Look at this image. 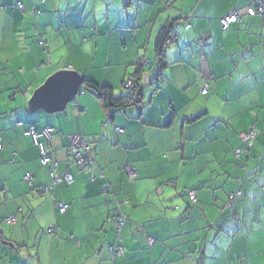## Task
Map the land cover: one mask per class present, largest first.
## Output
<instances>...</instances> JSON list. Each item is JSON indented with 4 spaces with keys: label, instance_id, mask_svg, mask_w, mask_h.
<instances>
[{
    "label": "crops",
    "instance_id": "crops-1",
    "mask_svg": "<svg viewBox=\"0 0 264 264\" xmlns=\"http://www.w3.org/2000/svg\"><path fill=\"white\" fill-rule=\"evenodd\" d=\"M248 7L249 0H0V264H264V16H249ZM233 12L240 21L223 30L220 20ZM171 23L174 37L160 58L158 36ZM140 61L141 107L109 119L82 87L64 112L30 110L34 92L64 69L125 96ZM33 127L54 130L47 144L63 180L51 194L43 191L51 166L25 135ZM252 127L258 137L239 158ZM77 134L98 168L72 161ZM239 187L243 197L230 206ZM116 206L127 221L120 234ZM121 244L124 257L113 259Z\"/></svg>",
    "mask_w": 264,
    "mask_h": 264
},
{
    "label": "built area",
    "instance_id": "built-area-1",
    "mask_svg": "<svg viewBox=\"0 0 264 264\" xmlns=\"http://www.w3.org/2000/svg\"><path fill=\"white\" fill-rule=\"evenodd\" d=\"M19 8L23 10V5L19 4ZM247 14L249 16H256V15H262L264 16V0H249V7L247 10ZM236 16V20H232L231 17ZM241 19V13L240 12H233L231 14H228L227 16L223 17L220 20V23L222 25L223 30L229 29L233 24L238 23ZM123 90L129 91L131 90L133 86V82L131 78H128V80L123 85ZM208 92V88H205L203 90V93L206 94ZM111 112L109 111V114ZM53 128L45 127L41 133H38L35 128H32L29 132H27L26 136H31L35 140L36 144L39 146L40 154H41V161L43 165H48L51 163L50 158V147L47 144V142L50 140V138L53 136ZM118 132H123L122 129H118ZM258 130H256L255 127H252L249 132L242 134L241 140L243 143L248 147L247 149H237L236 150V156L240 157L242 155L247 156L250 148L253 146L254 142L256 141L258 137ZM41 138H44V141H41ZM71 146H70V156L72 158V161L74 163L78 164H87L88 162L93 165L94 159L92 157L91 151L92 147L89 143H87L84 140V137L81 134H77L71 137L70 139ZM2 138L0 137V151L2 149ZM92 160V161H91ZM131 177H136V172L132 169L128 170ZM52 177L54 179L53 185L59 184L63 180L62 175H58L57 173L53 172ZM64 179L70 183L72 182V177L69 174H64ZM25 180L28 182H31L33 180V177L29 174L25 177ZM52 189L48 187L46 191H51ZM106 185L102 186V192H107ZM236 193H231L229 196V204L235 199ZM191 200L196 201L195 193L191 195ZM229 206V205H228ZM231 206V204H230ZM58 207L60 208L61 213H66L69 209V206L63 203L58 204ZM119 215V212L116 213ZM11 222H15L16 218H11ZM126 221V218L123 215H120L118 217V220L116 222V230L120 234L122 227ZM49 232H53V227L49 229ZM124 254V249L120 247L117 251L114 252V257H121Z\"/></svg>",
    "mask_w": 264,
    "mask_h": 264
},
{
    "label": "trees",
    "instance_id": "trees-1",
    "mask_svg": "<svg viewBox=\"0 0 264 264\" xmlns=\"http://www.w3.org/2000/svg\"><path fill=\"white\" fill-rule=\"evenodd\" d=\"M174 25H175V23H171V24H168V25L164 26V28L162 29L160 35L158 36V47H159L158 52H159V57H160V58L163 56V55H162V48H164L163 46L166 45L167 43H169V42L172 40V36L174 35V34H172V32H173V30H174ZM173 37H174V36H173ZM145 67H146V66H144L143 62H141V61L138 62L136 72H135L133 75H131V76L129 77V78H131V80H132V82H133V86H132L131 90H129V91L124 90V91L128 92V94L125 95V96H122V97H115L114 92H113V90H112L111 88H108V87H101V86L97 85L94 81L89 80V79H84V85H83V88H84V90H85L86 92L93 93L95 96H97V98L102 102V104H103V106L105 107V109H106L108 112H109V111L111 112V113L109 114V116H108V118L110 119V118L113 117L117 112L124 111L125 109H127V108L130 107V106L141 107L142 102H143L142 100H143V97H144L145 86H146V84H145V78H144V77H145V71H144V68H145ZM123 87H124V86H123ZM33 128H34V127H33ZM43 129H44V128H43ZM43 129L40 130V131H38V130L35 128V130H36L38 133H41V132L43 131ZM117 131H118V130H117ZM0 137H1V132H0ZM28 137H31V136H28ZM1 138H2V137H1ZM31 138H33V137H31ZM41 139H42V138H41ZM33 140H34V139H33ZM34 141H35V140H34ZM35 143H36V142H35ZM2 144H3V142H2ZM2 148H3V146H2ZM38 148H39V146H38ZM1 151H2V149H1ZM1 151H0V152H1ZM51 153H52V150H51V148H50V153H49L50 158H51ZM241 157H242V156H240L239 158H241ZM94 164H95L96 167L98 168V165H97V163H96L95 160H94ZM85 165H86V164H85ZM44 166H51V168H50V169H51V172H50L51 182H50L48 185L44 186L43 191H44L45 193L51 194V192H52V190L55 188V186L58 185V184H57V185H53L54 179H53V177H52V173H53V172L57 173V164L54 163L53 160H52V158H51V163L48 164V165H44ZM97 168H95L92 172H94ZM129 169H132V170H134L135 172H136V170H135L134 168H132V167H127V168L125 169V171H126L128 177H129L130 181H133V180H135L136 177H137V172H136V177H131L130 174H129V172H128ZM57 174H58V173H57ZM58 175H59V174H58ZM101 177H104V174H102ZM94 178H95V177H94ZM33 179H34V177H33ZM32 181H33V180H32ZM32 181H31V182H32ZM103 185H106V187H107V184H103ZM103 185H101V187H100L101 192H102V186H103ZM48 187H50L52 190H51V191H46V189H47ZM107 189H108V187H107ZM108 192H109V189L107 190L106 193H108ZM193 192H195V191H193ZM193 192H191L190 195H189V199H190L191 202H194V201L191 200V195H192ZM102 193H104V192H102ZM106 193H105V194H106ZM195 193H196V192H195ZM232 193H236V197H235V199L230 203L231 205L233 204V202H235L236 200L241 199V198L243 197V192H242V190H241L240 187H239L236 191H234V192H232ZM196 201H197V199H196ZM196 201H195V202H196ZM59 210H60V208H59ZM68 210H69V209H68ZM117 211L119 212V215L116 214ZM120 215H123V216L125 217V215L121 212L120 207H119V206H116V207L114 208L113 212H112V215H111V219L114 220V224H115V226H116V222H117V220H118V217H119ZM13 218H14V217H13ZM125 218H126V217H125ZM9 222H10V223H14V222H11V221H9ZM15 222H17V220H16ZM126 223H127V221H125L124 225H126ZM124 225H123V226H124ZM49 229H50V228H49ZM49 229H48V233H49V234H53V233H54V227H53V232H52V233L49 232ZM122 229H123V227H122ZM6 244L10 245V243H6ZM120 247H122V248L124 249V254H123V256H121V257H124V255H125L124 244H121V245L118 247V249H119ZM118 249H117V250H118ZM117 250H115V251H117ZM121 257H120V258H121ZM113 259H114V258H113Z\"/></svg>",
    "mask_w": 264,
    "mask_h": 264
},
{
    "label": "water",
    "instance_id": "water-1",
    "mask_svg": "<svg viewBox=\"0 0 264 264\" xmlns=\"http://www.w3.org/2000/svg\"><path fill=\"white\" fill-rule=\"evenodd\" d=\"M84 85L82 75L74 70L64 69L51 76L43 86L37 89L30 102L32 112H64L74 102Z\"/></svg>",
    "mask_w": 264,
    "mask_h": 264
},
{
    "label": "snow or ice",
    "instance_id": "snow-or-ice-1",
    "mask_svg": "<svg viewBox=\"0 0 264 264\" xmlns=\"http://www.w3.org/2000/svg\"><path fill=\"white\" fill-rule=\"evenodd\" d=\"M231 19H232V20H236L237 17H236V16H232ZM219 114H220V113H215V115H219ZM262 207H264V202H262ZM249 208L251 209V205H249ZM252 211L255 212V211H258V210H256V209H252ZM261 214L264 215V213H261Z\"/></svg>",
    "mask_w": 264,
    "mask_h": 264
},
{
    "label": "rangeland",
    "instance_id": "rangeland-1",
    "mask_svg": "<svg viewBox=\"0 0 264 264\" xmlns=\"http://www.w3.org/2000/svg\"><path fill=\"white\" fill-rule=\"evenodd\" d=\"M59 61H62L64 64H66V62H65L66 61L65 56H60L59 57Z\"/></svg>",
    "mask_w": 264,
    "mask_h": 264
}]
</instances>
